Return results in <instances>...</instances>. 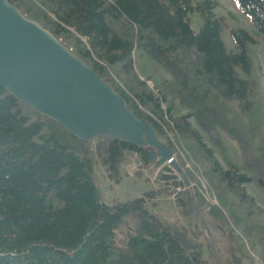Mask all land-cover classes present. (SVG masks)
Here are the masks:
<instances>
[{
    "label": "trees",
    "instance_id": "1",
    "mask_svg": "<svg viewBox=\"0 0 264 264\" xmlns=\"http://www.w3.org/2000/svg\"><path fill=\"white\" fill-rule=\"evenodd\" d=\"M6 1L106 81L177 158L184 149L195 167L185 178L167 167L162 172L170 174L158 176L179 189L185 227L145 209L151 194L108 204L94 167L118 181L126 154L147 167L149 150L108 137L82 141L0 86V264H241L239 248L227 247V258L218 253L217 261L194 237L189 227L201 210L232 242L255 243L264 264V210L246 187L264 201V100L248 79L252 37L231 29L234 47L226 48L215 0ZM232 1L264 37V0ZM192 14L202 20L197 33ZM136 52L169 75L156 91L136 72ZM222 136L235 143L240 169L226 158ZM194 177L216 204L208 205L199 182L193 193L185 189Z\"/></svg>",
    "mask_w": 264,
    "mask_h": 264
},
{
    "label": "water",
    "instance_id": "2",
    "mask_svg": "<svg viewBox=\"0 0 264 264\" xmlns=\"http://www.w3.org/2000/svg\"><path fill=\"white\" fill-rule=\"evenodd\" d=\"M0 86L77 138L86 140L81 132L106 125L105 133L89 137L106 136L137 147L147 144L180 173L172 151L151 126L127 110L108 83L6 0H0ZM142 133L143 143L136 139Z\"/></svg>",
    "mask_w": 264,
    "mask_h": 264
},
{
    "label": "rangeland",
    "instance_id": "3",
    "mask_svg": "<svg viewBox=\"0 0 264 264\" xmlns=\"http://www.w3.org/2000/svg\"><path fill=\"white\" fill-rule=\"evenodd\" d=\"M192 1L196 2L198 0ZM216 1L217 7L213 11L215 16L223 17L226 20V28L222 31V40L225 45L228 48H233L234 46L232 43L233 39L230 38L229 34V30L232 28H242L246 30L254 41L253 44L249 46L253 60V70H251L248 79L256 83L258 95L264 100V38L249 25L246 19L239 13L233 1ZM190 22L193 32L196 33L199 31L201 19L198 16L193 15L190 17ZM134 63V68L140 76V79H144V77L149 78V81H145V83L147 87L153 91H156L155 86L159 85L162 81L170 79L169 75L159 66L152 62H148L145 57L140 56L137 52L134 53ZM176 111L180 114L184 113V110L178 106ZM168 137L171 139V134H168ZM222 138L227 152L225 155L226 158H228L237 169H240L242 165L235 143L225 136H222ZM140 147L149 148V164L147 167H144L136 154L127 153L124 163L120 166L118 181L115 180V177H109L102 166L97 165L94 167V181L97 184L103 199L109 204L115 200L128 201L135 197L143 196L146 193L151 194V197L145 198V209L170 224L183 225L185 227L186 219L182 216L181 207L178 205L177 197L175 196L179 189H176L175 192L171 185L166 186L165 183L158 181V176L162 173L170 174L162 172L163 167L172 168V166L163 163L159 153L151 146L140 145ZM177 154L180 156V159L177 158L175 153H172L174 164L179 169L181 176L185 178L184 171H186V169L190 170L192 164L191 161L186 158L185 154H187V152L184 149L178 148ZM215 156L222 164L223 157L221 158L217 152ZM171 171L173 170L171 169ZM192 173L198 177L201 174L198 170H193ZM174 174L178 175L176 172H174ZM194 179L195 181H191L185 189L193 193L192 190L196 188L194 184L199 182L197 186L201 188L200 191H202V196L208 205L212 206L213 204H216V202H214L215 199L213 193L206 189L207 186L205 181L201 178L194 177ZM246 187L247 192L254 197L256 203L264 210L262 196H260V194L251 186ZM259 218H261V216H259ZM189 229L195 234H193L194 237L203 241L208 247H211V253L217 261L220 255L222 258H227V247H237L240 249L241 254L245 256L241 264H259L260 262V259L258 258L259 248L255 243L251 240L232 242L227 236V230L215 224L213 219L206 215L205 210H201L195 215ZM207 246L205 247L204 256L209 254ZM218 253H220V255H218Z\"/></svg>",
    "mask_w": 264,
    "mask_h": 264
},
{
    "label": "bare ground",
    "instance_id": "4",
    "mask_svg": "<svg viewBox=\"0 0 264 264\" xmlns=\"http://www.w3.org/2000/svg\"><path fill=\"white\" fill-rule=\"evenodd\" d=\"M105 127H106V125H99V126H96V127H90L88 129L84 130L83 132H81L80 134L82 136L89 137V136H91V135H93L95 133H99V132L105 133L107 131V129ZM136 139L141 140V143H143V141L145 140V137H144V135L142 133ZM145 145H147V144H145Z\"/></svg>",
    "mask_w": 264,
    "mask_h": 264
}]
</instances>
